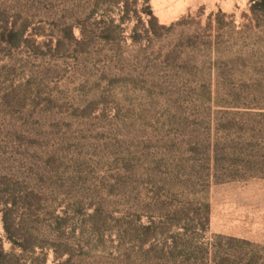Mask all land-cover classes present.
Returning a JSON list of instances; mask_svg holds the SVG:
<instances>
[{"label": "rangeland", "instance_id": "rangeland-1", "mask_svg": "<svg viewBox=\"0 0 264 264\" xmlns=\"http://www.w3.org/2000/svg\"><path fill=\"white\" fill-rule=\"evenodd\" d=\"M31 2L30 32L0 40V187L46 200L33 215L62 261L264 264V15L251 0H151L157 21L108 32L81 13L88 0ZM76 20L83 44L65 30ZM0 239L9 250L1 214Z\"/></svg>", "mask_w": 264, "mask_h": 264}, {"label": "trees", "instance_id": "trees-1", "mask_svg": "<svg viewBox=\"0 0 264 264\" xmlns=\"http://www.w3.org/2000/svg\"><path fill=\"white\" fill-rule=\"evenodd\" d=\"M33 9L34 5L31 0H10L9 3L2 0L0 3V40L9 44L10 41L7 40V37L13 38L29 33L32 28ZM79 9L81 13H86L89 20L96 17L110 19L106 28L107 32L112 29L120 31L122 26L129 22L136 21L137 25H145V19H148L147 22L151 25L157 21L151 7V0H88ZM250 11L253 16L264 15V0H251ZM112 16L115 17L112 18ZM85 26L80 20H76L73 24L66 25L65 30L74 41L83 44L88 35ZM136 26L134 32H136ZM75 28L80 31V39L75 38ZM104 39L107 40L108 36H105ZM44 203L46 200L34 191L27 192L23 188H16L7 192L0 187V214L2 215L5 239L10 245L9 250H6L4 240L0 239V264H27V260H30L31 264H48L50 251L54 254L53 264H68L70 262L62 261L65 251H68L66 245L54 244L46 239L47 232L52 227L50 221L35 219L37 208L42 209ZM21 210L25 211V215L28 216L29 225L23 226V224L16 223L15 217ZM62 221L64 222V219ZM33 224H38L39 228H34ZM242 243L245 246L253 247L247 242ZM205 254L209 262L212 263L218 253L212 254V250L207 246ZM224 255L225 258L229 257V254ZM225 261L228 260L225 259ZM258 263L259 257L256 252H253L252 259L248 264ZM186 264L192 263L188 261Z\"/></svg>", "mask_w": 264, "mask_h": 264}]
</instances>
